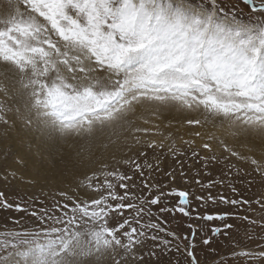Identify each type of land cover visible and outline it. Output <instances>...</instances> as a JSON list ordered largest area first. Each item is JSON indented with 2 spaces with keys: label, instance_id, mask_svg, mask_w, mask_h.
I'll return each instance as SVG.
<instances>
[{
  "label": "snow or ice",
  "instance_id": "1",
  "mask_svg": "<svg viewBox=\"0 0 264 264\" xmlns=\"http://www.w3.org/2000/svg\"><path fill=\"white\" fill-rule=\"evenodd\" d=\"M65 51L77 57L68 66L73 79L79 72L86 81V98L100 83L92 73L103 74L117 96L151 84L161 103L191 108V97L209 115L246 124L253 117L264 127V0H0V75L14 70L22 87L30 77L46 89L33 93L35 118L21 119L38 143L22 140L0 159V264H29L42 237L54 240L93 217L97 229L104 226L98 239L114 237L134 264H264V220L244 214L253 200L264 203L247 198L251 178L231 156L157 154L149 144L151 155L141 151L71 189L41 183L50 161L42 146L54 143L64 123L55 109L78 107L79 97L75 85L56 80L53 87L37 69ZM0 123L5 136L15 124L3 109ZM164 157L175 165L165 170Z\"/></svg>",
  "mask_w": 264,
  "mask_h": 264
},
{
  "label": "rangeland",
  "instance_id": "2",
  "mask_svg": "<svg viewBox=\"0 0 264 264\" xmlns=\"http://www.w3.org/2000/svg\"><path fill=\"white\" fill-rule=\"evenodd\" d=\"M76 59L75 54L65 51L52 57L46 68L37 69V75L46 78L53 87L56 80L75 85L73 96L79 97L78 107L55 109L62 114L64 123L54 143L42 146L50 161L43 171L46 179L41 183L49 189L68 190L77 186L79 178L88 174L103 177L141 151H149L151 155V151L159 154L160 151L187 152L195 149L205 155L231 156L247 173L244 179L251 178L252 188L247 198L260 197L264 203V127L261 123L248 117L249 123L246 124L239 117L217 111L209 115L191 97H188L194 105L191 108L171 99L161 103L160 93L151 84L135 89L125 87L117 96L110 88L111 81L104 79L103 74L97 76L92 73L100 83L94 90V97L86 98L82 87L86 81L79 72L74 73L76 79H73L72 68L68 66L69 61ZM53 71L57 73L55 77L51 74ZM26 79L30 85L27 88L21 86L19 74L14 70L0 75V109L10 121L15 122L14 126H7L6 136L3 134L6 126L0 123V159L6 151L14 154L19 150L22 140L25 144L29 139L34 145L38 143L36 137L23 128L21 119L35 118L33 105L36 97L33 93H46V89L39 80ZM25 104L29 111L25 110ZM187 120H198L199 125L190 126L185 123ZM149 144L156 147L150 151ZM205 144L211 146L210 152L205 151ZM174 165L171 158H163L165 170ZM84 214L87 215L86 212ZM244 214L259 224L264 220V206L257 207L253 200ZM94 223L95 217L93 223L82 219L78 229L54 233V240L49 236L42 237V250L30 258L29 264H134V261L126 259L130 252H125V246L117 244L114 237L107 243L98 239L104 226L97 229ZM243 231L242 227L240 233ZM33 243L30 241V249Z\"/></svg>",
  "mask_w": 264,
  "mask_h": 264
}]
</instances>
